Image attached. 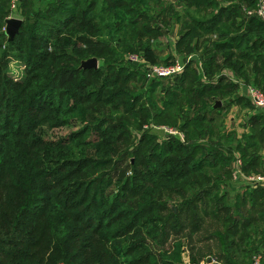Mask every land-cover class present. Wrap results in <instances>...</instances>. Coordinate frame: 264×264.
Wrapping results in <instances>:
<instances>
[{
    "label": "trees",
    "instance_id": "trees-1",
    "mask_svg": "<svg viewBox=\"0 0 264 264\" xmlns=\"http://www.w3.org/2000/svg\"><path fill=\"white\" fill-rule=\"evenodd\" d=\"M45 1V7L37 0L20 1L17 14L23 22L8 39L10 3L0 0V264H182V242H174L171 251L155 247V242L166 244L159 236L176 214H163L167 202L157 192L183 194L190 176L231 163L232 156L194 138L213 132L230 103L252 106L250 95L234 97L243 83L247 90L253 84L264 91V19L248 12L259 0H184L188 9L178 19L175 46L181 54L199 56L200 67L193 57L181 71L154 78L133 60H109L116 49H137L129 41L131 30L158 31L140 23L139 5L147 0H104L102 12L97 0ZM191 8L214 10L200 17ZM105 27L109 34L121 33L120 43L99 47ZM93 55L105 58L103 67H80ZM133 79L142 82L144 93L130 90ZM221 98L228 103L215 107ZM91 101L121 108L129 120L105 113L92 117ZM258 112L251 121L261 122L258 133L264 134V109ZM152 122L178 128L184 138L144 131L135 153L144 168L134 164L127 174L114 155L116 144L130 135V124L143 130ZM68 125L76 129L44 137V126ZM239 145L246 161L244 148L258 145L257 133H244ZM253 163L249 159L242 169L248 173ZM109 165L124 169L113 173ZM116 184L118 191L111 194ZM215 185L201 187L195 198L204 215L205 195L227 202L226 194L215 195ZM246 192L252 201L264 200V183L255 182ZM220 250L224 264L250 259L253 264L258 254L264 259V203L256 215L238 216L222 234Z\"/></svg>",
    "mask_w": 264,
    "mask_h": 264
},
{
    "label": "rangeland",
    "instance_id": "rangeland-1",
    "mask_svg": "<svg viewBox=\"0 0 264 264\" xmlns=\"http://www.w3.org/2000/svg\"><path fill=\"white\" fill-rule=\"evenodd\" d=\"M37 1L39 7L46 6L47 2L45 0ZM103 1L104 0H97L96 7L98 8V12H102ZM139 8L140 23L145 21L143 23L158 27V31L146 34L141 26L131 30L132 37L129 38V41L133 43L131 46L137 49L127 50L122 53L120 48L116 49L114 55L112 57L109 56V60L121 58L133 60L140 64L147 75L149 68L154 65H173L179 62L184 66L186 62L193 57L196 59L195 65L200 67L199 56L181 54L175 46L181 29V24L178 19L184 17L188 9L184 0H147V3L139 5ZM213 10L214 8H191V12L200 17L209 16ZM108 21H112V18ZM109 31L110 28L105 27L104 34L99 37V47H106V45H108V47L111 48L114 45L112 43L116 42L115 45L120 43L121 33L109 34ZM136 42H139L138 45H136ZM147 45H149L150 49L145 48ZM96 57L98 59V65L103 67L105 58L101 56ZM226 71L233 76L236 75L231 69L227 68ZM156 76L159 77L160 75H151L149 78H154ZM128 87L136 94L144 93L145 91V86H143L142 82L138 81V79L131 80L128 83ZM240 94L249 99L246 83L242 84L240 90L234 97ZM158 98L159 100L163 98V91L161 88L158 91ZM228 101L229 98L218 99L214 106L221 107L228 103ZM89 103L91 107L90 116L92 117L105 113L109 114V117L117 121L124 118L127 119V121L129 120L128 116L123 114L121 108L116 110L111 104L104 102L91 101ZM260 109L264 108H260L255 103H252V106L243 101H238L234 104L230 103L223 112H221L220 116L217 117L215 123H212L213 132L207 131L204 136L200 134L195 136V140L203 138L200 139V141L210 142L214 147L221 149L225 155L232 156V161L227 166L219 165L218 170L206 168V172L203 174L198 173L190 176L189 179L192 180L182 184L183 194H178L167 188H162L157 192L158 199L167 202L168 209L163 214L169 215L172 211L176 212V214L172 215L169 219L173 220V222L169 224L166 230L159 236L160 239L166 238V244L164 246H159L155 242V247L157 249H167L171 251L173 243L180 241L182 242V264H206L208 258L220 264H224V261L219 257L222 251L220 250L222 234L230 231L231 227L236 224L238 216L256 215L257 211L264 203V200L260 201L256 199L252 201V195L246 192L247 187H251L255 184V181L249 178V175L264 173V139L262 138L264 134L258 133L261 128V122L251 121L253 114L255 112L259 113L258 111H260ZM185 113V110L181 112V117L185 115ZM212 124L208 123L206 125L210 127ZM164 126L165 124L160 122H152L147 123L143 130H138L130 124V135L118 141L114 151L115 157L125 165L127 174L132 173L134 164L137 168H144V165L140 163L142 156H139L135 162V153L140 147L139 138L141 134L147 130L156 133L160 137L165 134H173L166 130ZM74 129H76V127L69 125L52 128L44 126L43 134L45 138H57ZM176 129L178 131L176 133L179 134L181 130L178 128ZM252 131L257 133L258 145L255 147L246 146L244 148L248 151V158L246 161H243L239 148V141L243 139L244 133L249 134ZM229 132L231 133L230 135H228ZM127 148H130L129 152L122 154ZM251 158L254 163L250 164L249 172L246 173L242 168L244 163H247ZM108 167L113 173L119 172L120 169H124L122 165H109ZM214 182L216 184L214 188L215 195L216 193L226 194L227 202L224 205L212 200V198H210L212 194L205 195L208 212L204 215L200 206L201 202H195V198L201 187H209V185H213ZM217 183L219 187H217ZM109 191L111 194H115L118 191V185L112 186ZM122 197L123 196L120 195V199ZM238 200L242 201L239 208L237 204ZM202 214L204 215L203 218H201ZM263 260L262 258V264H264ZM248 264H251V259Z\"/></svg>",
    "mask_w": 264,
    "mask_h": 264
},
{
    "label": "built area",
    "instance_id": "built-area-1",
    "mask_svg": "<svg viewBox=\"0 0 264 264\" xmlns=\"http://www.w3.org/2000/svg\"><path fill=\"white\" fill-rule=\"evenodd\" d=\"M21 0H9L10 3V16H16L17 10L19 7V3ZM249 13L255 12L259 16H261L264 19V0H259L258 7L254 10H249ZM183 65H181L179 62L173 65H154L153 67L149 68L148 75H160V76H167L174 73L179 72L183 69ZM248 93L250 97L252 98L253 102L259 106L264 107V91L262 89L254 86V85H248ZM166 130H168L171 133L178 132L176 128L172 126H164ZM181 137H184V134L182 132H179ZM249 178L254 180L255 182H262L264 183V173H258V174H250ZM213 260V259H212ZM253 264H261V255H255L253 259Z\"/></svg>",
    "mask_w": 264,
    "mask_h": 264
},
{
    "label": "water",
    "instance_id": "water-1",
    "mask_svg": "<svg viewBox=\"0 0 264 264\" xmlns=\"http://www.w3.org/2000/svg\"><path fill=\"white\" fill-rule=\"evenodd\" d=\"M23 18L19 16H10L6 20L5 31L8 34V39L14 38V36L19 32L20 26L22 25ZM98 59L96 56L84 59L81 62L80 67L89 68V67H98ZM206 264H220L213 261L211 258H208Z\"/></svg>",
    "mask_w": 264,
    "mask_h": 264
}]
</instances>
